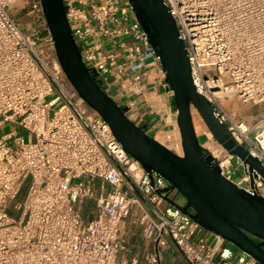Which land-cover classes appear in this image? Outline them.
I'll return each instance as SVG.
<instances>
[{"label":"built area","instance_id":"obj_1","mask_svg":"<svg viewBox=\"0 0 264 264\" xmlns=\"http://www.w3.org/2000/svg\"><path fill=\"white\" fill-rule=\"evenodd\" d=\"M63 2L83 61L104 85L114 72L128 93L142 96L150 61L165 76L129 0ZM163 2L196 90L264 164V112L247 121L222 102L264 104V0ZM209 136L206 150L233 181L234 155ZM238 164L243 174L233 182L264 199L263 178ZM170 201L185 204L164 177L150 176L123 150L66 78L41 0H0V264H163L171 247L187 264H261L242 251L236 256L220 236L201 234ZM124 231H138L148 244L141 253L125 254Z\"/></svg>","mask_w":264,"mask_h":264},{"label":"water","instance_id":"obj_2","mask_svg":"<svg viewBox=\"0 0 264 264\" xmlns=\"http://www.w3.org/2000/svg\"><path fill=\"white\" fill-rule=\"evenodd\" d=\"M156 49L176 111L181 154L149 135L127 116L104 89V82L89 70L66 17L63 0H41L42 13L51 35L57 60L72 87L85 103L109 125L123 150L151 176L158 173L185 200L171 204L195 219L205 231L218 235L264 264V199L225 178L215 160L201 146L195 131V110L211 136L226 150L254 169L264 180V164L232 137L219 120L214 105L193 83L184 41L174 17L163 0H129Z\"/></svg>","mask_w":264,"mask_h":264},{"label":"crops","instance_id":"obj_3","mask_svg":"<svg viewBox=\"0 0 264 264\" xmlns=\"http://www.w3.org/2000/svg\"><path fill=\"white\" fill-rule=\"evenodd\" d=\"M114 49V48H113ZM116 49V48H115ZM146 91L142 96H134L125 89L123 82L114 72H110L105 80L104 89L118 104L127 106V116L136 124L143 126L146 132L157 141L168 147L180 139L176 125V111L171 103V92L165 86V76L148 63L144 71ZM195 131L198 136L205 135L209 142V131L200 116L192 110ZM126 239L125 254L131 256L141 253L146 245L138 231L123 232ZM206 232H201V234ZM163 264H187L176 248H169L163 255Z\"/></svg>","mask_w":264,"mask_h":264},{"label":"rangeland","instance_id":"obj_4","mask_svg":"<svg viewBox=\"0 0 264 264\" xmlns=\"http://www.w3.org/2000/svg\"><path fill=\"white\" fill-rule=\"evenodd\" d=\"M14 17L18 20L21 19V16H19V15H15ZM54 96H55V93H51L49 96H47V98L44 100V102L49 101ZM222 102H223V104H224V106L228 112L234 113V116L246 119L247 121L252 120L254 117H256L260 113L264 112V104L263 103L262 104H252V103L235 104L234 103L235 99H226V98H224L222 100ZM193 111L196 112L195 110H193ZM8 131H9V128H5L3 130V132H8ZM20 135L25 136V133L20 132ZM197 137H198L199 143L201 144V146L203 148L207 149V148L211 147V143L207 141L208 138L205 135H200V136L197 135ZM168 148L177 154H181L182 152H181V147H180V139H178L175 144H168ZM233 170H234V172L232 173L231 178L233 181L237 182L240 180V178L243 174V168L240 164H238V158L235 156L232 159V166L230 167V171H233ZM202 230H204V229H202ZM205 232H207V231H205ZM207 233H209V232H207ZM213 241H214V235H211L208 243L212 244ZM227 245L229 248H231L233 250V252L236 256L241 253L240 250L235 249L231 244L228 243Z\"/></svg>","mask_w":264,"mask_h":264}]
</instances>
